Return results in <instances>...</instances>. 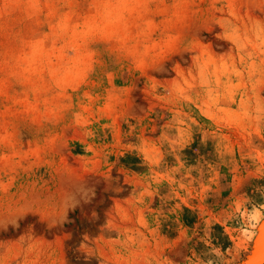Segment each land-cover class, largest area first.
Listing matches in <instances>:
<instances>
[{"label": "rangeland", "instance_id": "obj_1", "mask_svg": "<svg viewBox=\"0 0 264 264\" xmlns=\"http://www.w3.org/2000/svg\"><path fill=\"white\" fill-rule=\"evenodd\" d=\"M263 234L264 0H0V264H264Z\"/></svg>", "mask_w": 264, "mask_h": 264}, {"label": "bare ground", "instance_id": "obj_2", "mask_svg": "<svg viewBox=\"0 0 264 264\" xmlns=\"http://www.w3.org/2000/svg\"><path fill=\"white\" fill-rule=\"evenodd\" d=\"M254 248L255 249L253 251V256H255L256 260L262 261L264 259V234L263 236L261 235V237L257 241L256 246H254Z\"/></svg>", "mask_w": 264, "mask_h": 264}]
</instances>
